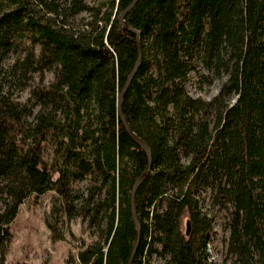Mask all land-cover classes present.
I'll list each match as a JSON object with an SVG mask.
<instances>
[{"label":"trees","instance_id":"obj_1","mask_svg":"<svg viewBox=\"0 0 264 264\" xmlns=\"http://www.w3.org/2000/svg\"><path fill=\"white\" fill-rule=\"evenodd\" d=\"M132 1L0 0V264L20 207L49 191L54 238L77 218L96 237L70 263L128 264L148 164L119 112L139 54L118 22ZM126 19L143 57L122 108L153 159L132 264H216L207 198L228 216L225 260L264 264V0H137ZM199 65L202 82L225 79L212 100L188 92Z\"/></svg>","mask_w":264,"mask_h":264},{"label":"rangeland","instance_id":"obj_2","mask_svg":"<svg viewBox=\"0 0 264 264\" xmlns=\"http://www.w3.org/2000/svg\"><path fill=\"white\" fill-rule=\"evenodd\" d=\"M85 19H89V14L84 13ZM80 16V17H81ZM199 73H193L190 77L187 89L191 96L203 97L212 100L221 90L225 79H213L211 82H202L200 75L205 74V70L198 66ZM211 77V76H210ZM54 73L46 74V83L54 80ZM39 80L35 81V85ZM201 85V89L199 86ZM31 87L22 93V99L26 100L30 95ZM57 196L55 191H49L41 196L37 201L34 197L29 198L19 209L18 215L11 224L13 240L6 255L8 264H74L79 260V251L85 245L91 244L96 237L87 229V223L80 218L65 224L63 219L58 223L61 230L65 231L63 239L54 238L53 232L47 225V216L50 213L54 199ZM205 211L214 217V230L211 233L209 253L211 259L216 264H230L226 261V241L229 231L226 228L227 213L213 207L210 209V201L207 198L203 204ZM187 217L184 218L182 226L187 229ZM73 258L74 262H69ZM154 264H164L158 256L153 257Z\"/></svg>","mask_w":264,"mask_h":264},{"label":"water","instance_id":"obj_3","mask_svg":"<svg viewBox=\"0 0 264 264\" xmlns=\"http://www.w3.org/2000/svg\"><path fill=\"white\" fill-rule=\"evenodd\" d=\"M137 0H133L130 5L123 10L119 16H118V22L121 26L122 30H128L131 32H134L137 35V44H138V49H139V54H138V60L135 64V67L133 68V70L131 71L130 75L128 76L120 94H119V112L122 116V120H123V124L124 127L126 129V131L128 132V134L134 139V141L141 147V149H143L147 156H148V164L146 167V170L143 172V174L141 176H139L131 190V195H130V204H131V212H132V216L133 219L135 221V224L137 226V237H136V241H135V245L133 247L132 253L130 255V259L128 264H132L139 242H140V231H141V223L139 221L138 215H137V209H136V193L138 188L145 182V180L148 178L150 172H151V168H152V163H153V159H152V153H151V148L150 146L142 139L140 138L132 129L131 126L129 124V122L127 121V119L125 118L124 112H123V108H122V104L125 98V95L138 71V68L141 64L142 61V57H143V51H142V45H141V32L139 30H137L136 28H134L131 23H129L126 19L127 14L130 12V10L135 6ZM191 221L188 220L187 221V229H186V235H190L191 233Z\"/></svg>","mask_w":264,"mask_h":264}]
</instances>
